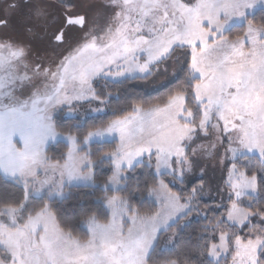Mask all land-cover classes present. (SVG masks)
Listing matches in <instances>:
<instances>
[{
    "label": "snow or ice",
    "instance_id": "snow-or-ice-1",
    "mask_svg": "<svg viewBox=\"0 0 264 264\" xmlns=\"http://www.w3.org/2000/svg\"><path fill=\"white\" fill-rule=\"evenodd\" d=\"M0 264H264V0H0Z\"/></svg>",
    "mask_w": 264,
    "mask_h": 264
},
{
    "label": "trees",
    "instance_id": "trees-1",
    "mask_svg": "<svg viewBox=\"0 0 264 264\" xmlns=\"http://www.w3.org/2000/svg\"><path fill=\"white\" fill-rule=\"evenodd\" d=\"M243 26V24L242 25H236V26H233L231 29H229V31H232V30H234V29H237V28H240V27H242ZM143 86L142 85H139V84H132V85H129V88H136V89H140V88H142ZM149 92H151L152 94H156L155 93V91H153V90H151V89H149L148 90ZM222 211V210H221ZM100 219H101V221L103 222V217H99ZM77 235H83L82 233H77Z\"/></svg>",
    "mask_w": 264,
    "mask_h": 264
},
{
    "label": "rangeland",
    "instance_id": "rangeland-1",
    "mask_svg": "<svg viewBox=\"0 0 264 264\" xmlns=\"http://www.w3.org/2000/svg\"><path fill=\"white\" fill-rule=\"evenodd\" d=\"M242 24H243L242 20L236 19V20L231 22V24L229 25V29H231L233 26L242 25ZM194 180H195V177L193 178V181Z\"/></svg>",
    "mask_w": 264,
    "mask_h": 264
}]
</instances>
